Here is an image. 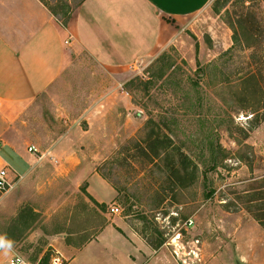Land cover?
<instances>
[{
	"label": "rangeland",
	"instance_id": "rangeland-1",
	"mask_svg": "<svg viewBox=\"0 0 264 264\" xmlns=\"http://www.w3.org/2000/svg\"><path fill=\"white\" fill-rule=\"evenodd\" d=\"M44 2L64 25L83 0ZM175 28L121 67L82 52L64 80L0 114L1 139L59 161L45 156L0 195L10 253L54 264L50 242L113 223L149 246L146 264H264V227L247 208L264 188V0H212ZM0 156L28 168L9 145ZM95 170L113 200L89 191Z\"/></svg>",
	"mask_w": 264,
	"mask_h": 264
},
{
	"label": "crops",
	"instance_id": "crops-1",
	"mask_svg": "<svg viewBox=\"0 0 264 264\" xmlns=\"http://www.w3.org/2000/svg\"><path fill=\"white\" fill-rule=\"evenodd\" d=\"M211 1L83 0L63 25L41 0H0V114L5 115L10 106L31 104L64 80L65 71L82 52L109 69L159 52L175 36L181 20ZM4 145L15 149L28 166L20 174L0 156V166H8L12 181L27 177L45 156L59 162L52 151L40 152L35 145L25 147L3 136L0 149ZM30 146L37 152L29 150ZM87 178L97 202L113 200L114 187L96 170ZM50 245L63 264H146L143 252L149 250L113 223L100 226L83 242L59 239ZM9 255L0 251V264H6Z\"/></svg>",
	"mask_w": 264,
	"mask_h": 264
},
{
	"label": "built area",
	"instance_id": "built-area-1",
	"mask_svg": "<svg viewBox=\"0 0 264 264\" xmlns=\"http://www.w3.org/2000/svg\"><path fill=\"white\" fill-rule=\"evenodd\" d=\"M0 146H1V138H0ZM29 150L37 152V148L34 146H30ZM9 171L10 170L7 165L0 166V195L5 193L13 185V181L10 179L9 176ZM111 212L118 213L119 208L116 206H112ZM2 250L3 249H0V251ZM18 257L22 258L25 264H28L26 259L19 253H10V255L7 258L6 264H18ZM53 261L54 264H63V261L59 256H55Z\"/></svg>",
	"mask_w": 264,
	"mask_h": 264
},
{
	"label": "trees",
	"instance_id": "trees-1",
	"mask_svg": "<svg viewBox=\"0 0 264 264\" xmlns=\"http://www.w3.org/2000/svg\"><path fill=\"white\" fill-rule=\"evenodd\" d=\"M43 3L51 10V12H53V14L55 16H58L56 11L54 10V8L48 6V4H46L44 2ZM69 7V6H68ZM66 14H70V10H68L66 12ZM68 19L64 22V24L66 25L70 19L69 15L67 17ZM170 22L175 23L174 19H168ZM187 169V168H186ZM198 169V168H197ZM264 180V178L262 179ZM210 194H212V192L210 191ZM249 205H247V208L253 212L254 216L257 218V220L262 224V226L264 227V188L260 189L258 192L254 193L250 199H248Z\"/></svg>",
	"mask_w": 264,
	"mask_h": 264
},
{
	"label": "clouds",
	"instance_id": "clouds-1",
	"mask_svg": "<svg viewBox=\"0 0 264 264\" xmlns=\"http://www.w3.org/2000/svg\"><path fill=\"white\" fill-rule=\"evenodd\" d=\"M14 247V242L9 239L5 234H0V249H3L5 253L12 252ZM18 264H25L22 258L18 257Z\"/></svg>",
	"mask_w": 264,
	"mask_h": 264
}]
</instances>
